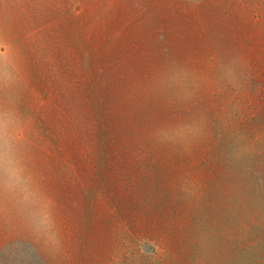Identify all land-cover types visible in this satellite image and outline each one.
<instances>
[{"label": "rangeland", "instance_id": "obj_1", "mask_svg": "<svg viewBox=\"0 0 264 264\" xmlns=\"http://www.w3.org/2000/svg\"><path fill=\"white\" fill-rule=\"evenodd\" d=\"M0 264H264V0H0Z\"/></svg>", "mask_w": 264, "mask_h": 264}]
</instances>
